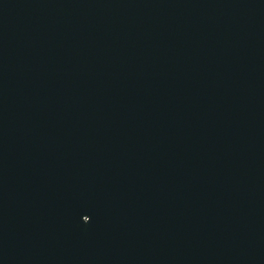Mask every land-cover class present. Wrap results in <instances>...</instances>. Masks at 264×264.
Segmentation results:
<instances>
[{
  "label": "water",
  "instance_id": "water-1",
  "mask_svg": "<svg viewBox=\"0 0 264 264\" xmlns=\"http://www.w3.org/2000/svg\"><path fill=\"white\" fill-rule=\"evenodd\" d=\"M0 264H264V0H0Z\"/></svg>",
  "mask_w": 264,
  "mask_h": 264
}]
</instances>
